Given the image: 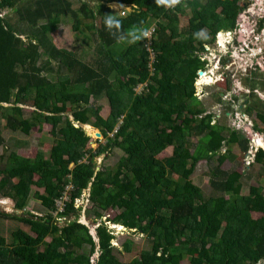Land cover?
<instances>
[{"label": "trees", "instance_id": "16d2710c", "mask_svg": "<svg viewBox=\"0 0 264 264\" xmlns=\"http://www.w3.org/2000/svg\"><path fill=\"white\" fill-rule=\"evenodd\" d=\"M173 1L98 0L95 5L80 0L89 15L82 18V10L76 11L70 0H0V12H12L0 17V112L3 103L12 105L4 111L5 125L27 136L49 125L54 139L49 156L42 150L34 158L0 155V196L10 199L15 210H0V264L264 262V186L251 185L244 194L249 168L224 167L235 162L234 146L248 153L251 141L240 136L243 130L222 125L215 113H207L195 86L199 72L206 70V46L215 43L220 31L235 30L250 2L189 0L171 6ZM112 3L130 10L114 12ZM187 11L188 24L181 28ZM68 17L74 31L85 27L98 37L102 52L93 65L52 40ZM152 25L154 60L146 37ZM54 69L59 77H70L69 83L52 81L48 75ZM252 72L244 111L264 124V101L256 94L264 85L258 80L262 71ZM102 98L109 102L107 116L96 106ZM218 101L222 103L221 97ZM84 125L99 129L106 144L89 148ZM253 130L264 133L257 122ZM170 147L173 157L160 159ZM114 149L123 152L115 168L100 167L96 159ZM202 161L210 166L208 196L192 182ZM255 163L264 165V150L256 152ZM70 185L68 201L59 211L57 201ZM87 190L97 222L116 211L107 221L136 230L150 247L130 263L122 262L108 224L101 223L93 233L78 222L76 201ZM32 196L45 215L26 210ZM8 220L30 232L15 227L6 235ZM133 242L126 240L119 254H131Z\"/></svg>", "mask_w": 264, "mask_h": 264}, {"label": "rangeland", "instance_id": "374dc122", "mask_svg": "<svg viewBox=\"0 0 264 264\" xmlns=\"http://www.w3.org/2000/svg\"><path fill=\"white\" fill-rule=\"evenodd\" d=\"M70 1L73 3V8L76 9V11L82 10V18H87L89 17V15L84 11V7L81 2L86 1L90 4H98V0H81V2L80 0ZM109 6L114 10V12L118 10L121 11V7H119V5L117 4L113 3ZM253 7L254 8L251 9V15H253L252 19H250L249 17H245L244 14L240 17V23L244 27H248L246 29L247 37H249L250 29L252 27H256L255 25L258 24L257 19H261V17L264 16V0H257V3L254 4ZM125 9V12H128L127 9L130 10L129 8ZM9 13L11 14L12 12L8 10L7 14ZM13 16L15 19L17 18L16 14L14 13ZM189 17L190 13L189 11H187V15H184L181 18V28L187 26ZM72 22L73 19L71 17L66 18V20L62 23L61 27L51 35L52 40L59 49L73 51L79 60L84 63L93 65L95 60L99 57V55H101L100 53L102 52L98 37L88 31L85 27H83L80 32L74 31L72 28ZM95 24L97 26L99 25L98 20L95 21ZM259 32L261 38H256L257 40L254 43L256 45V48L254 50H248L251 53L250 55L249 53L239 54L238 52L240 50H238L237 53L233 52L230 56L227 55L228 52H231L234 47L229 51L224 48V46L221 44V38L224 40H227V38H225L224 35L221 34L219 41L216 40L215 43L210 44L208 47H206L208 49L203 56V60H206L207 62L205 69L208 71V75L213 77L214 81H212L210 85H207L202 81L203 77L200 76L197 82L195 83L197 92L196 95L198 96L199 100L204 104V107L207 109V113H215V119L220 124L228 126L229 128L234 129L235 127L237 128L236 130H241L240 127L242 125L244 134L241 133L240 136L243 138L247 137L248 139H250V141L254 135L251 134L248 130H246V127L248 126L253 129L255 122H257V124L261 128L264 127V124H262L261 121H259L258 119L256 121L255 116H249L244 111L247 104H249L250 100V86L247 83V79L250 78L252 80L254 76L249 66L259 64L263 77L258 78V80L260 81V83H263L264 81V60L258 59L257 61L255 59V57H257V54H260L262 50V52H264V35L263 33H261V30ZM236 33L237 32H233L232 36H227L230 37L232 40H235L236 36L238 35ZM23 38L26 39L25 37ZM219 44L221 47L219 46ZM251 55H253L254 57H251ZM227 56H229L230 61H228ZM224 58L227 59L226 63H224ZM45 63L46 66H48L51 64V61L47 59ZM53 71H55V69ZM48 76L52 81L65 83H69L70 81V77H67L66 79L61 78L56 74V71L55 73H52V75ZM142 90V87L138 88L139 92H141ZM256 94L260 100L264 101V85L258 87ZM219 97H221L222 103L218 101ZM96 106L100 107V112L103 116H107L109 112V102L106 98L98 100ZM10 108V105H6L4 110L0 112V136L4 140V144L0 146V155L4 154V156L7 157L12 152H15L22 157L34 158L38 151L42 150L44 151L46 156H49L50 149L54 145V139L51 133V126L44 125L41 131L36 128L32 131L29 136L25 135L22 132H13L9 130L8 127L5 125L4 118V111L6 112L10 110ZM23 108L25 110V113H30V106L24 105ZM66 112L71 114V108L69 106L66 107ZM70 118L71 120L73 119L72 116H70ZM78 126L80 125L78 124ZM82 127L87 130L85 126ZM92 128L94 129V127ZM98 131L100 130L94 129L93 134H90L87 131L91 135L89 148H92L94 150L99 147L100 143L106 144L107 142L103 136L101 138H97L95 134ZM260 135L264 137V133H260ZM192 141L196 142L197 139L195 138ZM261 145L264 146V144H260L259 141V145H256L257 149L264 150ZM225 150L226 148L223 149L222 152H225ZM233 153L236 156L235 162H228L224 165V167L227 170L229 168V170L236 169L241 172L249 168L247 171H249L248 174L251 176V178L247 180V184L244 186L243 193L247 194L251 185L264 186V165L255 163L254 155L249 157L246 156L247 152L244 153L237 145L233 147ZM122 156L123 152L121 150L114 149L110 152L109 155H107V157L101 156L97 158L96 161L97 164L100 165V167L115 168ZM172 157V147L168 148L161 155H159V158L164 161L169 160ZM71 167H73V165H71ZM209 170L210 166L208 167L205 162L202 161L199 163L194 175L192 176V182L202 189L205 196H208L212 193V191H210L209 176L207 174ZM173 178H176V176L174 175ZM2 188L3 178L0 176V191L2 190ZM34 190H39L41 193L44 192L42 189L38 188H34ZM69 196V191H67V199ZM86 197H88V191L84 192L80 200L76 202V209L78 211L77 213L80 215L78 218V222L90 226L93 233L95 231V228L103 222L108 224L109 229H111L112 225L111 223H108L107 220L111 219L109 215L114 216L116 214V211L111 213L109 212L110 214H106L102 220H99L97 222V220L94 218V215L91 214L92 205L87 201ZM0 210H5L7 212L12 213L15 211L14 203L10 200L4 201L3 198L0 196ZM26 210L36 216L45 215V212L43 211L40 202H38L33 196L31 197ZM253 216L258 218L260 217V214H253ZM72 219H74V217H72ZM15 227H20L23 230L30 232L29 228L26 225L8 220L4 223L3 226V229H5V234L8 235L7 229L10 230L14 229ZM113 231L116 238L112 243L116 247V254L119 256L122 262L130 263L135 257L140 255L142 250L148 249L150 247V242L146 240L145 236L141 234H136L131 230L121 232H119L118 230ZM128 239H132L134 241L131 254H126L124 252L122 254H119L118 250H123L122 245ZM88 250L89 249H86V251ZM182 264H189V261L185 259ZM258 264H264V262H260Z\"/></svg>", "mask_w": 264, "mask_h": 264}, {"label": "clouds", "instance_id": "9594fccd", "mask_svg": "<svg viewBox=\"0 0 264 264\" xmlns=\"http://www.w3.org/2000/svg\"><path fill=\"white\" fill-rule=\"evenodd\" d=\"M253 0H249V2H250V4L247 6V7H250L251 9H253L254 7H253V5L254 4H256V3H253L252 2ZM160 2H165V0H160ZM7 12H8V10H7ZM7 12H6V10H4L3 12H0V17H4V16H6L7 15ZM261 19H264V16H262L261 17ZM263 23V22H262ZM244 28H248V27H244ZM243 30V27H240L239 25H238V27L235 29V30H233V31H220L218 34H217V38H216V40H218L219 41V39H220V35L222 34V35H224V37L225 38H227V40H226V47H224V48H226L228 51L230 50V49H232L233 47V49H232V51L231 52H228V54L227 55H231L233 52H238V50H240L239 48H241L243 45H242V43H236V41L235 40H232L230 37H228L227 35H230V36H232V34H233V32H237L236 34H238V35H240L241 37L243 36V34L241 33V31ZM253 30L254 29H250V34H249V39H251L252 40V46H251V48H249V47H247V50L246 51H239L238 53L239 54H244V53H249V55L251 54L250 53V51H248V50H250V49H255L256 48V45L254 44L255 43V41L257 40L256 38H261V36H260V30H261V28H258V31L257 32H253ZM263 33H264V30L262 29L261 30ZM240 33V34H239ZM264 35V34H263ZM231 39V40H230ZM216 42V41H215ZM209 45H207L206 47H208ZM219 46H220V44H219ZM221 47V46H220ZM239 47V48H238ZM207 49L208 48H206V51L205 52H207ZM235 49V50H234ZM234 50V51H233ZM263 51V50H262ZM260 52V54H257V57H255V59L258 61V59H262V60H264V52ZM204 56V55H203ZM229 56H227V58H228V61H230V59H229ZM253 55H251V57H252ZM254 57V56H253ZM202 60H203V57H202ZM221 60H222V58H221ZM219 62H220V60H219ZM249 68L251 69V71L252 70H254V69H256V68H260V66H259V64H254V65H251V66H249ZM204 73H205V75H207L208 74V71L207 70H205V71H203ZM200 77V76H199ZM197 82V81H196ZM2 105H4V106H6V105H10V106H12L11 104H6V103H3ZM75 126L76 127H79L78 126V124L76 125L75 124ZM84 126H86V125H84ZM248 127V126H247ZM247 127H246V130H247ZM95 129V128H94ZM234 129H236V128H234ZM253 130V129H252ZM86 131V133H88L87 132V130H85ZM254 131V130H253ZM260 133H256V132H254L253 133V135H259ZM264 136V135H263ZM251 144H254L255 146H256V143L254 142V140H253V138L251 139V143H250V146H251ZM259 149H257V151H258ZM263 150V149H262ZM256 151V152H257ZM256 152H253V154H251L250 153V148H249V152L247 153V155L246 156H252V155H254V157H255V154H256ZM72 189V185H70V186H68L67 187V191H69L70 189ZM69 189V190H68ZM88 191V197H86L87 198V201L90 203V201H89V196H90V192H89V190H87ZM87 191H85V192H87ZM66 197H67V193H66V195H65ZM3 200L4 201H7V200H10V199H7V198H3ZM80 200V199H79ZM79 200H77V201H79ZM66 201H68V199L66 200ZM76 201V202H77ZM3 205V204H2ZM62 222V221H61ZM108 223H111V222H108ZM111 225H112V228H111V230H117L115 227H117V226H123V225H120V224H112L111 223ZM125 227V226H124ZM126 228V227H125ZM128 229V228H127ZM129 230V229H128ZM132 232H135L136 230H131ZM119 232H121V231H119ZM114 234V233H113Z\"/></svg>", "mask_w": 264, "mask_h": 264}, {"label": "flooded vegetation", "instance_id": "af4514ba", "mask_svg": "<svg viewBox=\"0 0 264 264\" xmlns=\"http://www.w3.org/2000/svg\"><path fill=\"white\" fill-rule=\"evenodd\" d=\"M253 3H257V0H253L252 1ZM244 14V16L245 17H249L250 19H252L253 18V15H251V8L250 7H246L243 11H242V13L240 14V16H239V22L237 23V27H238V25L240 26V27H244L241 23H240V17L242 16ZM257 22H258V24H256L255 26H256V29H254L253 30V32H257L258 31V28H260V24H261V22H263V24H264V19H257ZM255 28V27H254ZM264 30V26L261 28V30ZM241 33L243 34V36L241 37L240 35H237L236 36V38H235V41H236V43H242V44H244L241 48H239L240 49V51H246L247 50V47H249V48H251V46H252V40L251 39H249V37H247L246 36V28H244L242 31H241ZM261 33H263L262 31H261ZM240 34V33H239ZM264 34V33H263ZM223 37V36H222ZM224 38V37H223ZM243 38H247V39H243ZM224 43V44H223ZM225 43H226V40H224V39H222L221 38V44L225 47ZM222 46V47H223ZM235 50V49H234ZM233 50V51H234ZM208 75V74H207Z\"/></svg>", "mask_w": 264, "mask_h": 264}, {"label": "built area", "instance_id": "2783aa9c", "mask_svg": "<svg viewBox=\"0 0 264 264\" xmlns=\"http://www.w3.org/2000/svg\"><path fill=\"white\" fill-rule=\"evenodd\" d=\"M187 1H189V0H174V1H173V4H172L171 6H176V5L179 4V3L186 4ZM122 12H124V11L122 10ZM243 29H244V27H243ZM252 29H256V27H255V28L252 27L251 30H252ZM154 30H155L154 25H152V26L148 29V32H147V34H146V37H147L148 40H149V42L147 43L148 51L151 53V59H152V60H154V53L152 52V49L150 48V46H151V40H152V33L154 32ZM234 128H235V127H234ZM242 128H243V126L241 125L240 129L243 130ZM236 129H237V128H236ZM254 151H255V152L257 151V147H256L254 144H251V147H250V153L253 154ZM66 200H67V197L64 196L62 199H60V200L57 201V204H58V207H59V211H62V210H63ZM61 204H62V206H61ZM55 214L57 215V213H55Z\"/></svg>", "mask_w": 264, "mask_h": 264}, {"label": "bare ground", "instance_id": "6f19581e", "mask_svg": "<svg viewBox=\"0 0 264 264\" xmlns=\"http://www.w3.org/2000/svg\"><path fill=\"white\" fill-rule=\"evenodd\" d=\"M259 10V9H258ZM224 44V43H223ZM203 77V82L204 83H206L207 85H210L211 83H212V81H214L213 80V77L212 76H209V75H203L202 76ZM86 129H87V131L90 133V134H93L94 133V129L93 128H91V127H89V126H86ZM253 140H254V142L256 143V145L258 146L259 145V141L261 142H263V144H264V137H260L259 135H254L253 136ZM262 146V145H261ZM264 146H262V148H263ZM259 148H260V146H259Z\"/></svg>", "mask_w": 264, "mask_h": 264}, {"label": "water", "instance_id": "95a60500", "mask_svg": "<svg viewBox=\"0 0 264 264\" xmlns=\"http://www.w3.org/2000/svg\"><path fill=\"white\" fill-rule=\"evenodd\" d=\"M203 75H205V73L203 72V71H200L199 72V76H203ZM247 130L251 133V134H253L254 133V131L250 128V127H247ZM90 137H91V135L89 134V133H87ZM96 136H97V138H101L103 135H102V133L100 132V131H98L96 134H95ZM118 231H127L128 229L127 228H125L124 226H117V227H115Z\"/></svg>", "mask_w": 264, "mask_h": 264}, {"label": "crops", "instance_id": "0c3cea01", "mask_svg": "<svg viewBox=\"0 0 264 264\" xmlns=\"http://www.w3.org/2000/svg\"><path fill=\"white\" fill-rule=\"evenodd\" d=\"M28 2L29 1H31V0H27ZM34 0H32V2H33ZM28 2H27V4H28ZM113 4V3H112ZM114 4H117V5H119V7H121V10H123V9H125L126 7L125 6H122V5H120L119 3H114ZM22 6H24V3L22 4ZM11 11V10H10ZM118 11H120V10H118ZM222 31H224V30H222ZM260 144H262V142H260Z\"/></svg>", "mask_w": 264, "mask_h": 264}]
</instances>
